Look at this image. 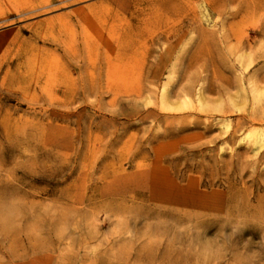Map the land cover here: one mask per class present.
Instances as JSON below:
<instances>
[{"label":"rangeland","instance_id":"obj_1","mask_svg":"<svg viewBox=\"0 0 264 264\" xmlns=\"http://www.w3.org/2000/svg\"><path fill=\"white\" fill-rule=\"evenodd\" d=\"M211 1L0 0V264H264V0Z\"/></svg>","mask_w":264,"mask_h":264},{"label":"bare ground","instance_id":"obj_2","mask_svg":"<svg viewBox=\"0 0 264 264\" xmlns=\"http://www.w3.org/2000/svg\"><path fill=\"white\" fill-rule=\"evenodd\" d=\"M205 2V8H204V12H202V16L205 18L207 16H209V13H219V8L217 6L214 5V3L211 0H203ZM252 1V0H251ZM204 4V3H203ZM203 7V6H202ZM203 10V8H202ZM233 17L237 18L241 16V9H238L236 12H234L232 14ZM201 18V17H200ZM194 21V20H193ZM205 21L208 22L209 19L205 18ZM199 33H202V31H198ZM244 35V34H243ZM193 51V50H192ZM194 59V58H193ZM260 148V147H259Z\"/></svg>","mask_w":264,"mask_h":264}]
</instances>
